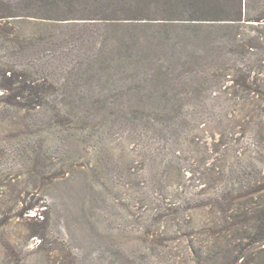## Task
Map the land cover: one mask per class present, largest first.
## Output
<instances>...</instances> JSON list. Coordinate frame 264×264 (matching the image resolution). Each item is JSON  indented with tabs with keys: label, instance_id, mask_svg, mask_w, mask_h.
Instances as JSON below:
<instances>
[{
	"label": "rangeland",
	"instance_id": "rangeland-1",
	"mask_svg": "<svg viewBox=\"0 0 264 264\" xmlns=\"http://www.w3.org/2000/svg\"><path fill=\"white\" fill-rule=\"evenodd\" d=\"M163 2L146 0L148 14L167 8ZM215 2L211 18L242 19L243 0ZM142 34L136 32L141 40ZM145 39L135 50L148 49L150 57L165 65L159 32L148 29ZM108 41L126 40L109 32ZM111 59L98 61L104 72L100 80L85 82L94 93L83 88L70 97L78 103L52 99L46 109L20 110L0 99V264H218L217 251L244 243L238 239L240 230L224 231V238L219 234L226 229L222 183L212 189L202 184L211 169L226 175L256 169L264 177V114L243 133L227 137L216 127L218 115L224 114L223 100L195 95L176 75L162 77L159 63L154 67L146 61L140 70L147 75L139 71L136 77L120 71L121 64ZM25 62L0 46V68ZM165 92L184 103L181 113L187 122L182 126L153 120L171 109ZM137 114L152 115L149 126H133ZM188 123L194 126L191 137L151 136L153 124L169 133ZM152 155L157 165L170 162L168 186L177 189L178 197L161 195L151 186L155 172L146 158ZM166 198L175 205L193 202L179 212L172 210L174 205L159 211L155 200ZM227 203L231 205L232 198ZM37 231L44 235L42 243L35 237Z\"/></svg>",
	"mask_w": 264,
	"mask_h": 264
},
{
	"label": "trees",
	"instance_id": "trees-1",
	"mask_svg": "<svg viewBox=\"0 0 264 264\" xmlns=\"http://www.w3.org/2000/svg\"><path fill=\"white\" fill-rule=\"evenodd\" d=\"M19 2L13 5L0 0V46L10 50L11 56L26 60L20 66L3 64L0 68V99L9 107L43 110L52 99L78 103L70 97H77L83 88L94 93L93 86L86 88L85 82L94 78L100 80L104 76L98 63L102 58L109 60L116 56L111 60L117 66L121 64L120 71L144 72L140 69L147 66L146 61L155 67L161 59L150 57L152 53L148 54V49L145 52L135 50L145 43V31L154 29L159 32V49L165 54L162 62H167L157 64L160 75L166 78L178 76L199 97L210 95L217 102L223 100L224 114L218 115L221 117L216 127L227 137L243 133L264 114V0H243L242 19L237 22H221L208 16L215 12V0H166L168 7L157 9L153 16L148 14L146 0H124L122 3L118 0ZM210 7L214 11L208 9ZM109 32L121 34L122 40L126 41L109 42ZM136 32L143 33V40ZM175 32H180V38ZM190 46L191 49L187 50ZM55 58L60 60L57 65L52 62ZM136 77H139L138 73ZM164 97L169 98L165 102L171 104V109L156 114L153 120L172 128L178 121L182 126L187 122L181 113L184 103L178 96L166 92ZM151 116L137 114L131 122L133 126L147 123L149 126ZM183 116L187 117L186 114ZM159 125H151V136H170L169 139L176 137V140L183 135L193 136L190 134L194 126L190 123L189 128L183 126L169 133L165 129L159 130ZM165 141L167 139L162 140ZM156 158L154 155L146 158L151 161L148 162L149 169L155 172L150 179L151 186L161 195L171 199L178 197L177 189L168 186L172 181L170 162L160 166L154 163ZM205 176L208 182L202 185L209 189L222 183V214L226 229L220 230L221 237H226L224 231L243 232L238 239H243L244 243L236 242L225 250L221 248L219 252L222 254L216 249L218 264H264V177L256 169L250 173L233 171L228 175L219 169H211L205 172ZM229 198H232L231 205L227 203ZM155 201L159 211H167L174 205L176 208L172 210L177 212L185 208L184 204L193 202L183 200L175 205L167 198ZM34 234L42 243L44 235L40 231Z\"/></svg>",
	"mask_w": 264,
	"mask_h": 264
}]
</instances>
